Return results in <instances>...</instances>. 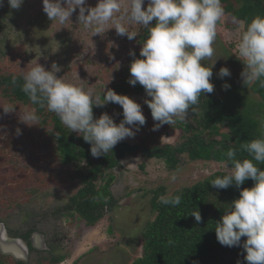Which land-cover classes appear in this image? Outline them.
<instances>
[{
    "label": "rangeland",
    "instance_id": "rangeland-1",
    "mask_svg": "<svg viewBox=\"0 0 264 264\" xmlns=\"http://www.w3.org/2000/svg\"><path fill=\"white\" fill-rule=\"evenodd\" d=\"M123 2L127 4V0ZM97 3L98 0H86L85 6L95 7ZM146 7L147 0L142 5ZM78 15L79 9L72 14V23L60 25L49 21L43 0H24L19 9H11L3 0L0 40L6 42L0 44L4 54V58L0 55V76L23 77L37 62L47 71L56 63L61 68L57 78L101 95L104 89H112L121 82L126 56L138 47L137 37L130 41L126 36H118L111 23L105 32L92 37V31L78 23ZM234 23L226 15L221 18L215 54L202 63L212 67L216 78L229 79L240 87L258 111L261 101L252 94L251 85H243L241 73L245 65L236 48L231 47L241 35L238 29H229ZM142 28L132 25L130 30L139 33ZM222 67L230 70V77L218 76ZM3 95L0 90V221L17 236L32 229L44 235L47 253L33 252L30 263L64 254L68 258L61 264H132L142 255L143 233L154 218L150 201L156 190L165 187L167 195H171L215 173H225V165L193 162L185 157L180 158L179 169L171 172L165 163L162 168L157 162H148L143 170L141 159L127 158V163L114 171L111 191L115 206L93 228H87L78 216L59 217L56 213L80 189L79 172L58 162L48 141L50 128H42L41 121L33 126L22 123L19 117L31 109L13 106ZM3 108L14 111L4 113ZM110 109L111 114L120 117L117 106ZM179 135L169 129L159 136L147 126L140 128L134 138L121 142L135 144L139 138H145L148 146L152 142L174 145ZM172 174L177 177L175 182L171 181Z\"/></svg>",
    "mask_w": 264,
    "mask_h": 264
},
{
    "label": "clouds",
    "instance_id": "clouds-1",
    "mask_svg": "<svg viewBox=\"0 0 264 264\" xmlns=\"http://www.w3.org/2000/svg\"><path fill=\"white\" fill-rule=\"evenodd\" d=\"M7 2L11 9H19L24 0ZM144 3L145 0H127V4L123 0H98L95 7H87L86 0H43V11L49 21L64 25L72 23V14L79 9L78 23L90 29L92 37L105 32L110 23L118 36H126L130 41L138 36L137 31L130 30L132 25L147 30L139 53L143 59H133L128 83L131 86L139 83L151 98L145 103L153 120L159 122L154 125L155 131L164 124L185 121L201 96L213 93L212 67H206L202 62L215 54L217 25L225 10L221 0H147L146 9L142 8ZM0 6H3V0H0ZM153 21L154 25L151 24ZM238 24L243 29L236 44L238 58L245 65L241 73L243 85L247 87L259 81L264 87V17L258 15L250 23L239 20ZM129 55L135 57V52L130 51ZM60 71L56 63L51 65V71H47L36 62L23 74L22 91L32 104L46 107L71 132L89 143L94 158L112 152L125 138H134L146 124L141 105L129 97L118 95L112 89H104L101 95L91 88L85 90L82 85L66 83L57 78ZM218 76L230 77L231 72L222 67ZM222 87L228 90L231 86L225 83ZM109 102L123 109L119 124L107 113L94 119L93 108L104 107ZM3 111L11 113L14 109L3 108ZM19 118L28 126L38 125L40 120L35 108L26 110ZM260 127L264 130V119L260 121ZM16 131L19 135L20 130ZM55 135L60 136L59 133ZM241 148L251 159H236V150L229 149L224 161L226 174L217 176L210 185L217 189L234 185L239 189L250 179L254 186L240 191L239 198L232 201L221 220L215 223V234L222 246L242 247L247 264H264V170L259 167L264 164V138L243 143ZM176 179L172 174L171 181ZM159 201L176 207L181 203V196L162 195ZM190 216L197 223L202 221L198 210ZM242 237L247 239L241 245Z\"/></svg>",
    "mask_w": 264,
    "mask_h": 264
},
{
    "label": "trees",
    "instance_id": "trees-1",
    "mask_svg": "<svg viewBox=\"0 0 264 264\" xmlns=\"http://www.w3.org/2000/svg\"><path fill=\"white\" fill-rule=\"evenodd\" d=\"M221 3L225 15L231 19L235 18L233 20L236 23L229 25V29L234 32L238 29L240 34L243 29L238 24L239 20L250 23L258 15L264 17V0H221ZM151 24L154 25L155 21ZM147 35L145 28L139 31L135 40L138 46L134 51L135 57L126 56L125 76L121 82L110 87L116 94L127 96L141 105L146 124L140 128L147 126L154 128V125L159 123L153 120L151 110L145 103L146 99L151 98L147 97L143 86L139 83L131 86L128 83L130 64L133 59H143L139 53ZM5 42L0 40L2 45ZM237 43H232L231 47L235 49ZM0 55L4 58L1 45ZM13 78L16 80L15 83ZM210 82L214 84L213 93L201 96L199 103L193 106L195 110H190L189 117L185 121H177L172 125L164 124L155 130L159 136L164 130L179 132L180 135L174 145H160V143L155 145V142H152L150 144L152 146H148L145 138H139V142L135 144L119 142L112 152L109 151L99 158H94L90 153L91 145L79 134L71 132L54 113L49 112L46 107L41 108L31 103L29 97L22 91L24 81L21 75L0 76V90L11 105L36 109L42 128L43 126L50 128L48 141L58 162L71 166L79 172L80 189L68 198L65 206L56 211L57 215L78 216L87 228H93L115 206L111 191L115 180L114 171L127 158L141 159L143 170L148 162H157L162 168L165 163L169 168L168 172L179 169L181 157L193 162H214L224 165V161L227 160L225 154L229 149L236 150V159L241 161L251 159L242 150L241 144L264 138V130L260 127V121L264 119V87H261L259 81L251 85L252 94L261 101L256 111L243 90L232 84L229 79H219L213 75ZM225 83L231 86L228 90L222 87ZM109 105L118 107L121 111L120 117L111 114ZM121 108L111 102L104 107H94V119L107 113L116 124H119L123 119ZM126 127L132 126L126 125ZM55 133H59V138ZM259 167L264 170V164ZM224 174L226 173H215L190 187L180 188L171 195H167L165 187L156 190L150 201L154 218L143 233L142 255L132 264H247L246 252L242 247L229 248L217 241L215 223L221 220L232 201L239 198L240 191L253 187L254 181L250 179L245 181L239 189L234 185L227 189H217L210 185L213 179ZM162 195H180L181 203L176 207L162 204L159 201ZM196 210L202 217L199 223L190 216ZM34 231L28 230L27 236L22 238L29 241ZM246 239V237L241 238V245ZM67 258L64 254L52 255L49 259L38 261V264L43 262L61 264ZM0 264L25 263L16 262L11 257L0 254Z\"/></svg>",
    "mask_w": 264,
    "mask_h": 264
},
{
    "label": "water",
    "instance_id": "water-1",
    "mask_svg": "<svg viewBox=\"0 0 264 264\" xmlns=\"http://www.w3.org/2000/svg\"><path fill=\"white\" fill-rule=\"evenodd\" d=\"M33 242L37 250L46 251L48 249L46 239L41 233L34 234ZM0 254L25 264H29L31 259L28 244L22 238L10 237L4 223H0Z\"/></svg>",
    "mask_w": 264,
    "mask_h": 264
},
{
    "label": "flooded vegetation",
    "instance_id": "flooded-vegetation-1",
    "mask_svg": "<svg viewBox=\"0 0 264 264\" xmlns=\"http://www.w3.org/2000/svg\"><path fill=\"white\" fill-rule=\"evenodd\" d=\"M0 223H4L3 221H0ZM5 225H6V223H4ZM6 227H7V225H6ZM7 230H8V233H9V236L10 237H12V238H22V237H25V236H27V233H28V230H26L25 232H23V233H21V235L19 234L18 236L17 235H15L16 233H12L11 232V230L10 229H8V227H7ZM35 233H39L38 231H34V232H32V234H31V236L29 237V241H27V240H25V239H23L27 244H28V246H29V249H30V257H32V253L33 252H39V253H43V252H41L40 250H37L36 248H34V246H33V237H34V234ZM47 242V241H46ZM48 245V244H47ZM46 253H47V251H46ZM14 260V259H13ZM45 260V259H44ZM30 261H31V259H30ZM42 261V260H41ZM33 263V262H32ZM34 264V263H33Z\"/></svg>",
    "mask_w": 264,
    "mask_h": 264
}]
</instances>
